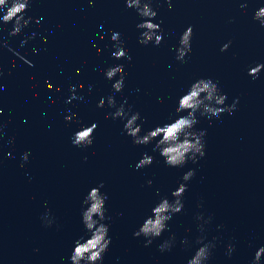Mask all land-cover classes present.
I'll return each instance as SVG.
<instances>
[{
  "label": "water",
  "instance_id": "obj_1",
  "mask_svg": "<svg viewBox=\"0 0 264 264\" xmlns=\"http://www.w3.org/2000/svg\"><path fill=\"white\" fill-rule=\"evenodd\" d=\"M172 5L152 0L155 22L163 21L158 46L139 42L142 17L126 0H31L25 15L33 19L19 35H9L13 24L0 21V124L6 125L0 138V264H71L74 242L86 231L82 201L101 182L109 196L112 237L103 264H188L199 247L200 213L212 218L203 233L216 245L208 264H252L264 246V69L258 78L250 75L252 67L264 64V26L253 18L264 0ZM189 25L192 50L181 62L177 49ZM114 32L131 61L114 57ZM118 64L127 73L122 92L113 88L119 75L105 76ZM201 77L219 83L228 105L237 97L239 103L231 114L197 113L196 127L207 130L206 155L184 167H169L153 150L155 141L134 144L126 121L109 115L116 109L98 107L102 97L115 95L117 107L127 99L126 107L141 113L147 131L174 118L178 98ZM92 123L98 124L94 143L75 146L74 133ZM144 152L154 162L137 169ZM192 168L196 174L187 182L183 211L168 222L170 230L145 246V237L133 233L161 197L174 199L173 190ZM49 209L55 217L50 227L42 219ZM173 233L172 249L160 251ZM185 237L191 246L181 243ZM229 243L236 245L231 256Z\"/></svg>",
  "mask_w": 264,
  "mask_h": 264
},
{
  "label": "clouds",
  "instance_id": "obj_2",
  "mask_svg": "<svg viewBox=\"0 0 264 264\" xmlns=\"http://www.w3.org/2000/svg\"><path fill=\"white\" fill-rule=\"evenodd\" d=\"M31 0H0V10H4V14L0 17L3 23H12L13 27L9 35H19L23 29L32 21L31 16H27L26 12L30 6ZM95 0H89L90 5H94ZM169 9L172 8V0H167ZM127 7H134L138 15L142 17L140 23L137 24L138 29L143 31L140 33V43L147 45L153 43L155 46L160 45L164 40V31L162 28L163 21L155 22L158 15L157 9L152 6V0H126ZM246 7V5H241ZM255 20L259 21L261 26H264V7H260L255 11ZM39 23V19L36 21ZM35 35V34H33ZM194 35V27L189 25L181 34L179 46L177 49V59L181 62H187L186 58L192 50V38ZM112 39L117 41V51L113 53L117 59H128L131 61L132 57L129 50L123 46L124 42L118 32H114ZM27 43V40L21 41V46ZM231 41L225 43L221 47V51H227L230 47ZM15 51V50H13ZM35 51V50H34ZM17 57L24 60L25 63L31 64L26 57L21 55L18 51L15 53ZM15 58L13 64H15ZM264 69V64H258L250 69V75L258 78L261 70ZM119 75V79H115L113 88L116 92H122L125 86V66L118 64L110 66L105 76L109 80H113ZM0 76H3V71L0 70ZM52 85L49 84V88ZM83 87V85H81ZM73 94L75 96V87L73 86ZM71 99V98H70ZM82 99V97H81ZM163 99V98H159ZM228 94L223 92L219 87V83L211 77H201L195 80L184 92L177 102L175 109L176 115L163 124H158L154 128L147 131L143 128L142 116L139 111H133L132 106H127V99L117 107V100L115 95H110L106 98H101L98 107L107 106L115 108L114 112L109 113L113 118H122L126 121L124 129L127 135L133 138V143L136 145H147L155 141L154 151L158 150L160 155L164 158V162L169 167H184L189 160L193 163L206 155V129H198L196 125L199 123L197 113L201 116L211 118L219 116L224 112L230 114L237 108L239 98L237 97L230 105L226 102ZM76 114L66 117L71 120ZM6 125L0 124V138H2L3 129ZM98 127L97 123H92L90 126L85 125L80 130L74 133L73 144L78 147L87 148L94 143L95 129ZM30 157V152H25L22 160L27 162ZM87 159V157H85ZM154 156L148 152H144L141 159L136 164L137 169L148 167L154 162ZM2 163V161H0ZM24 165L21 164V167ZM196 174V169H189L184 173L182 182L173 190L172 197H161L158 203L151 209V214L148 215L139 228L133 233L135 237H145V246L151 245L153 240L160 237L166 230L169 229V221L177 213L184 209V194L188 190V181H190ZM153 180H147L148 186L153 185ZM104 185L101 182L98 186L92 187L86 194L82 201L81 219L85 226V235H82L74 242V248L70 256L71 264H103L104 254L108 251L112 243L110 235L111 226L106 221L111 220L108 215L107 201L109 196L102 191ZM203 207V204L200 205ZM42 219L46 226H51L55 223V217L49 209L43 214ZM197 219L202 221L199 225V230L202 233L196 238V248L194 254L188 260V264H208L213 249L215 248V240H207L205 232V225L211 222L209 216L207 220L202 213L197 215ZM218 227H223L219 225ZM176 241V235L173 233L168 239L159 245L160 251H170ZM185 246H191V242L185 237L182 241ZM236 245L229 243L227 254L229 256L235 251ZM264 258V246H261L255 253L252 264H261Z\"/></svg>",
  "mask_w": 264,
  "mask_h": 264
}]
</instances>
